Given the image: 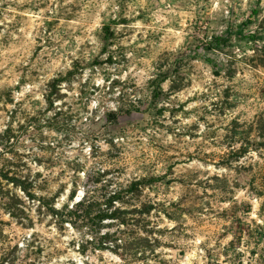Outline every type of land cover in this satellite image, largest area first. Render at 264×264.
Segmentation results:
<instances>
[{"label": "rangeland", "instance_id": "rangeland-1", "mask_svg": "<svg viewBox=\"0 0 264 264\" xmlns=\"http://www.w3.org/2000/svg\"><path fill=\"white\" fill-rule=\"evenodd\" d=\"M3 165L58 205L104 171L153 205L99 249L5 183L6 264H264V0H0Z\"/></svg>", "mask_w": 264, "mask_h": 264}, {"label": "trees", "instance_id": "trees-1", "mask_svg": "<svg viewBox=\"0 0 264 264\" xmlns=\"http://www.w3.org/2000/svg\"><path fill=\"white\" fill-rule=\"evenodd\" d=\"M217 39V37H215ZM161 76V78H160ZM158 80L164 82L168 74H161ZM66 77H58L49 85L47 100H51L58 86L65 81ZM162 95V91H156L155 98ZM109 118L113 121L118 119L115 111L109 113ZM7 140L13 135L11 128L4 132ZM4 166V165H3ZM14 167L0 168V190L4 191L6 185L12 184L20 189L26 196L29 203L35 204L36 211L40 216L50 217L57 226L70 225L78 230H85L91 235V240L96 243L99 249H108L110 245L130 244L137 239L133 235V228H140L139 219L141 215L147 214L153 205L138 203V195L145 185L146 179H134L128 183H117L114 179H105V171L99 173V177L94 181V189H84L80 198H76L77 186L69 198L58 205L57 200L60 193L44 194L42 190L48 184L46 177L37 172L36 175L24 174ZM106 180V181H105ZM13 208L12 214L18 218H24L26 207L23 200L18 199ZM135 214L140 216L134 217ZM117 226L115 231L109 227ZM106 229V230H105ZM135 234V233H134ZM120 236H123L120 237ZM112 243V244H110ZM0 264H6L5 258L0 259Z\"/></svg>", "mask_w": 264, "mask_h": 264}]
</instances>
